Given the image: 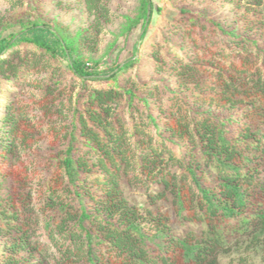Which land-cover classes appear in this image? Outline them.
Masks as SVG:
<instances>
[{
    "label": "trees",
    "instance_id": "16d2710c",
    "mask_svg": "<svg viewBox=\"0 0 264 264\" xmlns=\"http://www.w3.org/2000/svg\"><path fill=\"white\" fill-rule=\"evenodd\" d=\"M244 1L242 23L205 4L179 9L184 54L150 56L177 76L163 88L128 79L147 59L137 52L153 0H140L136 53L109 67L84 55L109 21L108 0H85L86 34L32 21L0 38V82L20 84L30 66L46 71L34 104L52 136L37 152L25 111L0 117V264H264V5ZM23 41L41 59L3 57ZM123 182L143 188L149 207L130 202ZM160 201L199 230L178 235L169 212L152 210Z\"/></svg>",
    "mask_w": 264,
    "mask_h": 264
},
{
    "label": "rangeland",
    "instance_id": "374dc122",
    "mask_svg": "<svg viewBox=\"0 0 264 264\" xmlns=\"http://www.w3.org/2000/svg\"><path fill=\"white\" fill-rule=\"evenodd\" d=\"M203 4L211 6L219 16H222L223 20L229 23L233 21L236 14L238 15L236 20L239 23L247 19L245 9L248 4L244 0L240 6L232 0H153V20L146 37L141 41V48L137 52V56L147 57V59L144 58L146 61L129 69V81L138 85L149 81L152 85L163 88L164 83L169 81L172 76L177 78L170 71L172 68L168 72L159 73L156 64L151 60V53L157 51L160 57H165L168 61H172V58L179 56V54L183 55L184 51L181 45H185L186 40L189 41V39L185 40L182 37L179 33L181 26L176 27L174 23L182 17L180 15L182 7L187 6L196 9ZM263 5L264 0L257 7L261 8ZM108 7L110 18L108 22L104 23L96 44L93 41L87 42L89 48L95 45L94 51L84 54L89 63L93 62L90 59L91 56L93 60L99 62L101 68L123 62L134 56L136 53L134 47L139 40L142 29L140 0H108ZM32 21L49 22L59 28L61 33L76 37L80 36V33H87V29L94 23V15L87 8L85 0H0V38L3 36L10 37L18 33ZM250 25L257 26L251 23ZM262 29L259 28V31ZM22 35L18 37L20 38ZM42 54L40 47L30 41H23L16 45L14 50H8L3 57H10L17 61L20 59V55L23 57L26 55L30 59L31 65L33 64L31 60L41 59ZM51 61L60 65L62 70H67L65 58L54 56ZM30 67V73L24 76L25 80H22L20 84L12 85L5 80L0 82V117L9 110L25 111V116L20 117V123L24 127L34 128L30 134L35 141L33 148L38 152V149L43 151L52 139L51 134L46 130L49 118L43 116L44 114L37 110L38 105L34 104L38 98L36 92L40 88L38 87L39 81L43 83L46 71L38 72L39 69ZM62 76L65 81L74 80L69 73L64 72ZM24 82L26 83L24 84ZM140 86L143 88L142 84ZM77 89L78 86L75 91ZM1 125L2 121H0V138L3 136ZM18 153L20 154L21 151ZM123 189L130 202L145 207L149 205L143 188L132 187L127 182H123ZM151 208L154 213L157 211L169 212L171 217L169 224L178 235L200 228L190 222L177 221L173 209L167 201L153 204ZM5 236V234L0 235V250L4 247Z\"/></svg>",
    "mask_w": 264,
    "mask_h": 264
}]
</instances>
